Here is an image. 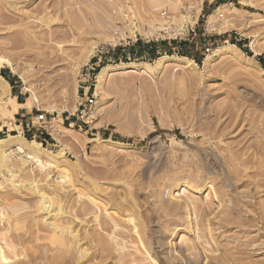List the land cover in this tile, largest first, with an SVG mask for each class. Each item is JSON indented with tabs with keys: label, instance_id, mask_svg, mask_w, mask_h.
Here are the masks:
<instances>
[{
	"label": "rangeland",
	"instance_id": "obj_1",
	"mask_svg": "<svg viewBox=\"0 0 264 264\" xmlns=\"http://www.w3.org/2000/svg\"><path fill=\"white\" fill-rule=\"evenodd\" d=\"M21 1L16 13L0 0V57L12 62L1 73L16 85L0 78V100L6 89L38 100L13 119L0 105V138L21 130L54 164L23 168L16 155L14 176L0 166L9 263L167 264L166 251L177 264H264V0ZM166 54L196 63L158 66ZM107 218L119 223L123 254L100 228ZM85 229L109 248L74 244L70 231Z\"/></svg>",
	"mask_w": 264,
	"mask_h": 264
},
{
	"label": "bare ground",
	"instance_id": "obj_2",
	"mask_svg": "<svg viewBox=\"0 0 264 264\" xmlns=\"http://www.w3.org/2000/svg\"><path fill=\"white\" fill-rule=\"evenodd\" d=\"M27 1V0H26ZM29 1V0H28ZM20 2H22L21 0H14V1H11V0H3V3L4 4H6V6L8 7V8H14V11L15 10H17L18 8V4L20 3ZM63 3V2H62ZM40 4V3H39ZM57 5V4H56ZM17 6V7H16ZM16 7V8H15ZM118 7V6H117ZM129 7V6H128ZM10 8V9H11ZM218 9V8H217ZM217 9H216V11H217ZM38 10V9H37ZM119 10V9H118ZM9 11V10H8ZM16 12V11H15ZM13 14H15L16 15V13H14V12H12ZM31 14V13H30ZM30 14H27V16L28 17H26L27 19L29 18H32V17H34V18H32V20L31 21H33V20H35V19H42L43 20V18H40V17H38V16H36V15H30ZM46 14H47V12H46ZM9 15V14H8ZM7 15V17L9 18V16ZM18 15H19V13H18ZM17 15V16H18ZM49 15V14H48ZM14 15H11V17L10 18H13V20H14V18L16 17H13ZM20 16V15H19ZM18 16V17H19ZM23 16H25V15H23ZM22 16V17H23ZM110 16V15H109ZM18 17L16 18L17 19V21H18ZM21 16L19 17V21H20V19H21V21L22 22H24L25 23V21H23V20H25L26 18H22ZM9 18V19H10ZM15 19V20H16ZM12 20V19H11ZM12 20V21H13ZM14 20V21H15ZM41 20V21H42ZM16 21V22H17ZM30 21V22H31ZM45 21V20H44ZM29 22V20L28 21H26V23H28ZM29 22V23H30ZM21 24V23H20ZM21 25H24L23 23L21 24ZM29 25H31V24H28V26ZM28 26H27V28L24 26V29L26 28V29H28ZM31 27V26H30ZM27 31H29V30H27ZM50 32H52V34L53 33H56V32H53V30L52 31H50ZM58 33H56V34H53L52 35V37L54 36V35H57ZM148 34V33H147ZM57 36H59V35H57ZM57 36H55V38L57 37ZM55 40H57V39H55ZM58 41V40H57ZM229 46L230 47H233V48H235L236 50H241V52H243L242 51V49L240 48V47H238L237 45H235V44H229ZM220 48L221 47H216L215 48V50H214V52H218L219 50H220ZM257 51V50H256ZM249 57V56H248ZM7 57H5V58H3V56H1L0 57V78H1V80H3L8 86L10 85V83H9V81L3 76V74L1 73V67L5 64V63H8L9 65H12V62L9 60V59H6ZM90 58H91V54H89V56L86 58V60H85V62L84 63H87L88 61H90ZM173 58H177V59H186V60H188V62H190V63H196L195 62V60L194 59H192V58H190V57H188V56H183V55H168V54H166V55H162V56H160V57H158L157 59H156V62H157V65L158 66H162V65H164L166 62H168L170 59H173ZM206 61H207V59H206ZM124 64H126L127 66H130L131 68H136L137 67V64L138 63H136V62H125ZM114 67V65H111V64H108V65H104L102 68H101V70H100V72H99V74H98V76H99V79H101V78H104L107 74H108V71L111 69V68H113ZM14 68V67H13ZM12 68V69H13ZM5 93V96L0 100V105H1V107H2V111L4 112L3 114H5V116L7 115H9L10 117H11V119H13L14 117H15V114H16V112H18L19 111V109L20 108H26V110H30V109H32V107H33V105H34V103L35 102H37V100H36V96H34V93L32 92V95L34 96H31V97H33V98H31V97H28L27 99H26V101H24V102H20V101H18L17 100V97L16 96H14V95H12L11 93H9V89H6V91L4 92ZM32 99H35V100H32ZM8 116V117H9ZM9 119V118H8ZM17 127H19V125H16ZM14 126L13 125H11V129L13 128ZM0 128H2V126H0ZM44 151H47V152H49L50 153V151H48V149H45V148H42L41 146H40V144L39 143H37V142H35V141H33V140H29L23 133H22V131L20 130L19 131V133H17V134H9L7 137H2V138H0V166L2 165V166H5L7 169H9V171L11 172L10 174H12V176H14L15 175V173H16V171L18 170V167H17V165H16V162H15V160L13 159V157L14 156H16V155H19V158H21V166H23V168H25L27 165H28V163H32V165H35V167H37L38 169H40V170H43V169H46L47 167H50L51 165H53L54 164V162L51 160V159H46V157H45V155H44ZM234 159H235V157H234ZM64 173V172H63ZM62 173V175L60 176V177H58V178H61V180L63 181L64 179H66L67 177H68V173H66L65 172V174H63ZM67 180V179H66ZM182 182V181H181ZM172 189V188H171ZM167 190V189H166ZM185 190V189H184ZM170 193V192H169ZM40 195H41V198H40V203L39 204H41V208L43 209V210H46L48 213H51V211H52V208H51V204H47V201H48V199L50 200V198L46 195V193L45 192H43V191H41L40 192ZM96 196V195H95ZM91 197V196H90ZM189 198V197H188ZM101 200H102V198H101ZM54 201V200H53ZM91 201H92V203H93V207H92V209H95V210H104L105 211V213H107V214H109L107 211V208L106 207H104L103 206V204H100L98 201H97V199L95 198H91ZM185 203V202H184ZM192 203V202H191ZM53 204V203H52ZM187 205L188 204H186L185 203V206L187 207ZM220 205V204H219ZM89 213V212H88ZM92 213V212H91ZM81 214V213H80ZM90 214V213H89ZM97 214V213H96ZM113 214V213H112ZM99 216V215H98ZM106 216V215H105ZM108 217H109V215H107ZM112 216V215H111ZM250 217V216H249ZM96 219H99V218H96ZM103 219V218H102ZM106 219V218H105ZM104 219V222H102L101 223V220L99 221L100 222V224L102 225L103 224V226L104 227H100V228H106L108 231H111L110 233L111 234H109L111 237H112V239L115 241V242H117V244H115V245H118L117 246V251L118 252H120V254H123L124 252L123 251H125V245L123 244V243H120L119 242V240H118V237H117V233H119V232H117L118 231V229H120V227H119V223H117L116 221H114L112 218V220H113V223L111 222V220L109 221L108 220V218H107V220H105ZM116 219V218H115ZM249 219V218H248ZM222 220V219H221ZM46 221V220H45ZM53 221H55V220H53ZM47 223V222H46ZM99 224V225H100ZM49 225V226H48ZM244 225V224H243ZM47 226L48 227H50L51 228V232H52V237H53V239H55L56 240V243H60L62 246L63 245H67V246H69V242H67V240H66V238L64 237V232H65V227L64 226H62V225H60L59 223H57V222H52V221H49L48 222V224H47ZM135 227V226H134ZM134 229V228H133ZM136 229V228H135ZM50 230V229H49ZM82 230V229H81ZM98 230V229H97ZM85 231H86V229H85ZM103 231V230H102ZM106 231V230H105ZM136 232V231H135ZM70 238L73 240V242H74V244H76V245H79V246H83V239H85V238H87L90 242L89 243H91V242H94V244L96 243L98 246H99V248L101 249H104V250H107L109 247H108V245H107V240L105 239V237L104 236H99V237H97V235H96V233H95V231L92 229L90 232H87L86 231V234H85V236H83V234H84V232H83V234L81 235V232H80V230L78 231V230H75V231H70ZM127 233V232H126ZM134 233V232H133ZM107 234V233H106ZM109 235H107L108 237H109ZM133 235V234H132ZM139 235V234H138ZM124 236V235H123ZM5 237V236H4ZM67 237V236H66ZM121 239V238H120ZM133 239V238H132ZM9 240V239H8ZM11 241V240H10ZM9 241V243H4V244H6V246H7V248H12V247H14V246H12L11 244H12V242H10ZM69 241V240H68ZM133 241V240H132ZM11 243V244H10ZM109 243V242H108ZM112 243V242H111ZM126 243V242H125ZM128 243V242H127ZM86 244V243H85ZM95 244V245H96ZM113 244V243H112ZM159 243H157L156 242V244L154 245V247L155 248H158V247H160L159 249H161L162 248V246H161V244H159ZM61 245H59L58 247H60ZM193 245V244H192ZM189 246V245H188ZM64 247V246H63ZM115 247V246H114ZM113 247V248H114ZM139 247V246H138ZM5 248V247H4ZM10 248V249H11ZM82 247H80V250H82V253L83 254H85L84 252L86 251L85 250V248H82ZM6 249V248H5ZM129 249V248H128ZM136 249V248H135ZM140 249H141V247H140ZM128 251V250H127ZM125 252V255H124V258L126 259V256H127V258H128V256H132L133 255V253H129L128 254V252ZM146 251V250H145ZM150 251V250H149ZM154 251V250H153ZM5 252H7V251H4V249L2 248V246H0V264H11V263H9L10 261H8L9 259L7 258V255L5 254ZM133 252V251H132ZM135 252V251H134ZM156 252V251H155ZM163 252V255H164V258H165V261L164 262H166L167 264H177V263H174L172 260H171V258L169 257V253L168 252H166V251H162ZM88 253V252H87ZM112 253V252H111ZM139 253V252H138ZM153 253V252H152ZM168 253V254H167ZM148 254V253H147ZM87 255V254H86ZM121 256V255H120ZM136 256V255H135ZM135 256H134V258H135ZM153 256V255H152ZM84 257V256H83ZM119 257V256H118ZM137 257V256H136ZM124 259V260H125ZM153 259V258H152ZM129 261V260H128ZM130 261H132V260H130ZM175 261V260H174ZM134 262V261H133ZM14 264H16V263H14ZM17 264H19V262L17 263ZM117 264V263H116ZM127 264V263H126Z\"/></svg>",
	"mask_w": 264,
	"mask_h": 264
},
{
	"label": "crops",
	"instance_id": "obj_3",
	"mask_svg": "<svg viewBox=\"0 0 264 264\" xmlns=\"http://www.w3.org/2000/svg\"><path fill=\"white\" fill-rule=\"evenodd\" d=\"M155 48H157V49H155ZM155 48H153V47H147L146 49H144L142 52H144V53H147V54H149V53H152V51H155V52H158L159 51V46L158 45H156L155 46ZM8 80V79H7ZM9 81V80H8ZM9 83H10V81H9ZM10 86H11V90L13 89V88H15V86L16 85H11V83H10ZM14 96H16L17 97V100L18 101H20L21 102V95H22V91H16V94H13ZM19 112V114L22 116V117H25L26 115H27V112H23V110H19L18 111ZM20 122L19 124H17V125H19V126H22L23 128H25V121H24V119L22 118V119H18L17 117H16V123L17 122Z\"/></svg>",
	"mask_w": 264,
	"mask_h": 264
},
{
	"label": "built area",
	"instance_id": "obj_4",
	"mask_svg": "<svg viewBox=\"0 0 264 264\" xmlns=\"http://www.w3.org/2000/svg\"><path fill=\"white\" fill-rule=\"evenodd\" d=\"M162 14L164 15V17L170 19V18H169V15L167 14V12H165V11L163 12V11H162ZM136 41H138V38H136Z\"/></svg>",
	"mask_w": 264,
	"mask_h": 264
}]
</instances>
